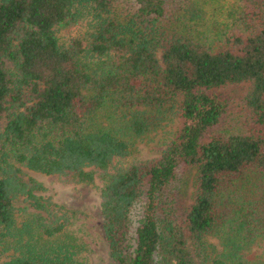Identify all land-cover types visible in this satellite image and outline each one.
<instances>
[{
  "label": "trees",
  "instance_id": "16d2710c",
  "mask_svg": "<svg viewBox=\"0 0 264 264\" xmlns=\"http://www.w3.org/2000/svg\"><path fill=\"white\" fill-rule=\"evenodd\" d=\"M16 163L97 186L112 264H264V0H0V264H91Z\"/></svg>",
  "mask_w": 264,
  "mask_h": 264
},
{
  "label": "rangeland",
  "instance_id": "374dc122",
  "mask_svg": "<svg viewBox=\"0 0 264 264\" xmlns=\"http://www.w3.org/2000/svg\"><path fill=\"white\" fill-rule=\"evenodd\" d=\"M85 29L84 23H78L69 28H63L60 36L63 40H69L71 37L79 36ZM240 86H231L226 91L237 96L242 92ZM175 130V128H174ZM164 145H160L159 136L153 134L145 137L144 140L136 143L133 157L142 161L150 160L158 156ZM16 166L22 169L21 175L25 180L34 179L42 184L43 189H35L37 194L51 198L56 208L64 207L70 212L73 221L72 229L86 243L88 249L85 255L91 264H112L109 256L108 244L102 231V213L100 206L99 189L93 184H62L60 182H51L46 174L28 169L22 164L16 163ZM263 179L257 182L262 184ZM195 182V170L185 175L182 182V189L185 194L186 203L192 201ZM16 215L21 221L26 216V211L22 208L29 206L26 197L21 195L15 200ZM12 250H3L0 246V262L5 261ZM256 255L264 256V241L256 246ZM264 258V257H263Z\"/></svg>",
  "mask_w": 264,
  "mask_h": 264
}]
</instances>
